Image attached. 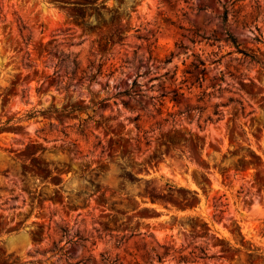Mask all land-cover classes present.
Listing matches in <instances>:
<instances>
[{
	"label": "rangeland",
	"instance_id": "rangeland-1",
	"mask_svg": "<svg viewBox=\"0 0 264 264\" xmlns=\"http://www.w3.org/2000/svg\"><path fill=\"white\" fill-rule=\"evenodd\" d=\"M12 262L264 264V0H0Z\"/></svg>",
	"mask_w": 264,
	"mask_h": 264
},
{
	"label": "trees",
	"instance_id": "trees-1",
	"mask_svg": "<svg viewBox=\"0 0 264 264\" xmlns=\"http://www.w3.org/2000/svg\"><path fill=\"white\" fill-rule=\"evenodd\" d=\"M228 39L236 47V49H237L238 52H243L242 50H240L238 48V44L236 43L235 38L231 34H228ZM244 55H245V57H248L250 59V61H257V57L255 55H249V54H246V53H244ZM13 263H16V262H12V264Z\"/></svg>",
	"mask_w": 264,
	"mask_h": 264
}]
</instances>
